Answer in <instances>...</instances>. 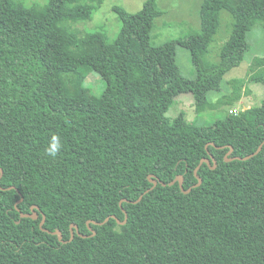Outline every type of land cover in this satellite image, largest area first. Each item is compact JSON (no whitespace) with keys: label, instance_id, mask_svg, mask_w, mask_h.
Returning a JSON list of instances; mask_svg holds the SVG:
<instances>
[{"label":"trees","instance_id":"trees-1","mask_svg":"<svg viewBox=\"0 0 264 264\" xmlns=\"http://www.w3.org/2000/svg\"><path fill=\"white\" fill-rule=\"evenodd\" d=\"M104 1L0 0V184L17 188H0V264H264V146L249 159L226 160L230 146L229 157L247 156L264 141V99L211 125L190 124L184 111L167 116L181 93L200 103L222 91L225 74L251 48L248 33L264 27V0H203L200 31L162 44L152 42L164 13L156 0L137 12L114 5L122 24L114 40L70 27L92 19ZM224 10L232 29L210 62ZM178 45L190 51L193 78L178 64ZM255 68L262 71L251 80L264 82V56ZM78 69L106 80L99 102L86 96L81 72L70 92V70ZM235 83L240 91L244 78ZM211 154L217 166L204 163L203 181L189 193L178 182L158 183L133 202L153 186L149 175L166 183L183 175L192 187L201 159L214 165ZM34 204L39 218L22 217ZM124 209L125 224H88L112 215L124 221ZM72 223L97 233L76 232L67 243L53 233L69 240Z\"/></svg>","mask_w":264,"mask_h":264},{"label":"rangeland","instance_id":"rangeland-1","mask_svg":"<svg viewBox=\"0 0 264 264\" xmlns=\"http://www.w3.org/2000/svg\"><path fill=\"white\" fill-rule=\"evenodd\" d=\"M147 0H105L95 9L92 19L73 22L70 27L80 34L88 31L100 30L114 40L120 29L121 20L113 10L114 5L124 6L130 12L139 11ZM158 7L163 10V14L155 21L152 31V42L162 44L191 33L199 32L201 29L200 8L203 0H156ZM27 5H45L48 0H24ZM232 15L224 10L222 12V23L218 33L210 45V51L206 59L210 62L219 60L222 46L228 39L232 24ZM248 42L251 45L242 63L228 71L223 79L222 91H211L207 102H196L192 93H181L176 96L174 103L167 111V116L173 120L182 111L190 124L211 125L216 120L223 118L225 114L237 113L249 106L261 105L264 99V82L251 80L253 73L258 74L260 68L251 70V64L255 57L264 56V27L257 25L248 33ZM177 61L187 77L196 76V70L191 59L188 48L178 45L176 47ZM79 70V69H78ZM89 73L81 70H70L68 84L70 92H74V79L77 75L81 78L82 88H87L86 96L93 101L99 102L101 94L105 90L106 80L95 70ZM244 78V83L240 85V91L236 88V79ZM68 84H66L68 86ZM73 90H72V89ZM239 92V97H238Z\"/></svg>","mask_w":264,"mask_h":264},{"label":"water","instance_id":"water-1","mask_svg":"<svg viewBox=\"0 0 264 264\" xmlns=\"http://www.w3.org/2000/svg\"><path fill=\"white\" fill-rule=\"evenodd\" d=\"M210 143H211L212 145H214V146H217V145H216L215 143H213V142H210ZM210 143H209V144H210ZM263 146H264V141L259 145V147L257 148V150H256L255 152H253V153H251V154H249V155H247V156H233V157H229V155H231L232 152L234 151V147H233V146H230V151L227 153L226 160H234V159L245 160V159H249V158L255 156L256 154H258V153L262 150ZM217 147H218V148H223L224 146H217ZM211 157H212L213 160H214V165H212L211 158L204 157V158L201 159L199 165L197 166V168H196V170H195V174H196V176H197V178H198V182H197L196 184H194L192 187H190V188H188V189H186V188L184 187V176H183V175H178L175 179H173V180L170 181L169 183H166V182H164V181H162V180L157 179V177L154 176V175H149L150 180L153 182V186L150 187V188H148V189H147V190H146V191L140 196V198H139L138 200L133 201V202H138L139 200H141V199L143 198L144 194H146V193H148L149 191H151V190H152V189H153L158 183H161V184H163V185H168V184H169V185H173V184H175V183L178 182V183L180 184V187H181L182 191H183L184 193H189V192L192 190L193 187H197V186H199V185L202 183L203 180H202V177L198 174V170L201 168V166H202L204 163H207L211 168H215V167L217 166V161H216V159L214 158V156H213L212 154H211ZM3 173H4L3 169L0 168V179H1L2 175H3ZM0 188H2V189H17L15 186H10V187H8V188H4V187L1 186V184H0ZM22 200H23V198H21L20 200H18L16 204H18V203L21 202ZM17 208L19 209V207H17ZM39 210H40V207H39L38 205L34 204V205L32 206V212H31V213H24V212H21V216H22V217H32V218H34V219H38V218H39ZM124 211H125V214H126V216H125V220H124V221L120 220L116 215H112V216L107 217V218H106L105 220H103V221H89L88 224H90V222H93V223H95V224L103 225V224H105L107 221H109L110 218H115V219H117V221L119 222V224H125V223L127 222V220H128V213H127V211H126L125 209H124ZM43 216H44V217H43V220L41 221L40 224H41V226H42V228H43L44 230L49 231L48 229H46V228L43 227V224L45 223L46 215L43 214ZM18 222H19V221H18ZM89 228H90V230L92 231V235H86V234L81 233L80 230H79V226H78L76 223H72V224H71V238H70L69 240H65V239H63V233H62L61 231H56V232H53V233L58 234L60 240L63 241V242H65V243H67V242H70L71 240L74 239L76 232H77L79 235L84 236V237H87V236H93V235H95V234L97 233L96 230H95L91 225H89ZM75 229H76V230H75Z\"/></svg>","mask_w":264,"mask_h":264},{"label":"clouds","instance_id":"clouds-1","mask_svg":"<svg viewBox=\"0 0 264 264\" xmlns=\"http://www.w3.org/2000/svg\"><path fill=\"white\" fill-rule=\"evenodd\" d=\"M53 142L51 145V154L55 155L56 150L60 147V144L58 142V137H53L52 138Z\"/></svg>","mask_w":264,"mask_h":264}]
</instances>
